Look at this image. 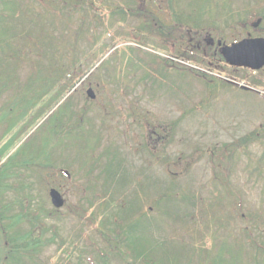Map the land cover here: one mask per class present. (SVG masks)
Instances as JSON below:
<instances>
[{"label": "rangeland", "instance_id": "374dc122", "mask_svg": "<svg viewBox=\"0 0 264 264\" xmlns=\"http://www.w3.org/2000/svg\"><path fill=\"white\" fill-rule=\"evenodd\" d=\"M43 3L49 1V0H41ZM66 1V0H65ZM97 1V8L99 9V12H92L89 10L90 17L93 19H99L98 15L106 14L109 15L112 9H108L107 6L113 7L111 4L107 3H100ZM27 3L30 5L39 6V12L44 17H49V13L46 11L45 7L40 5V0H32V1H23V0H0V10L4 11L7 15L11 14L10 9H20L22 13H19L17 15V23L14 24L17 28L16 33H23L22 31H29V30H36V33L39 31L38 27L40 25V13L38 12L37 8H34L32 10H29L26 6ZM73 5H79L77 7H69L68 10H64L63 13H61V16L64 20L69 21V30L64 32V35H61L60 32H55L56 38H66L70 37L71 31H77L79 32V29L81 28L82 32H80L77 35V42H78V48L75 49V56L78 59L74 64L68 63L66 66V69L68 71H73V74H69L67 77L68 83H75L77 80H80L83 73L89 72L88 70L92 68V60L88 59L86 62H83V49L86 50V46L84 44H89L90 39L89 35H86L83 39V0H76ZM106 7V8H104ZM25 10V11H23ZM232 10H235V5L232 6ZM211 8L207 7L204 10V13L198 12L201 16L204 14L209 15L211 13ZM98 14V15H97ZM33 17H36L35 20V29H30V26L32 25ZM50 21V20H49ZM46 21V22H49ZM125 25L128 26L127 23ZM92 31H95L98 33V35L102 34L104 32L103 27H99L95 29L92 27ZM52 35L54 33L53 25H52ZM38 34V33H37ZM233 34H227L228 36H239ZM37 37V35H34ZM54 40V39H53ZM75 41V38L70 42L69 46H73V42ZM108 42L109 39L107 40ZM230 41V40H227ZM0 42L4 46L5 51L8 53V55H12L13 51L10 47L11 42V34L4 28L0 29ZM56 42V40H54ZM141 45L148 47L145 42H139ZM135 48V54H134V60H137V57L140 55H145L147 60H155V56L147 53L146 51L150 52L151 50L148 48L140 49ZM70 58L73 59L72 54H69ZM29 58H32L34 60H37V58L29 55ZM68 57V56H67ZM199 55H194L195 61H197ZM27 60V62H23V65L20 66L16 71H18V78L19 75L21 77L22 83L25 82V80L30 76L31 74V59ZM117 60L116 62L113 61V58L106 59L105 62L101 65L100 70H103L105 68H108L110 66H114L118 64ZM7 68L8 71L12 70L10 69V66L8 63ZM202 65H208V60H205L201 63ZM136 65V64H135ZM181 65V64H180ZM119 67V66H118ZM179 72L176 75L175 72H170L171 76L169 78L168 82L164 83H157L153 86L154 92L148 91L144 94L143 84L139 85V87L136 90H129L128 93L124 94L125 98L118 95L114 90H117L119 85H123V83L119 85H114L109 83V80L112 77V70L109 72H95L91 76V80L95 79L96 77H101L107 82V86H100L97 89L95 87H92L93 91L97 95V99L95 102L89 103L88 107V113H87V119L89 120L90 124L96 129L103 126V133H104V140L100 143L99 148L95 151L94 155L95 157L98 156L105 148L113 144H117L116 150L120 152V155L122 159L124 160V163L130 162L131 157H134L132 155L133 153L128 148H131V139L132 135L134 133H139L141 130L138 126L134 125L135 119L131 116L130 113L133 110L129 103L132 100L140 99V103H138V110L140 111L142 109L149 110L151 114L155 115L157 117V120L163 122L160 124H165L167 122H175L176 119L180 118L178 124L174 127V129H170V133L172 136H174L173 141L171 142L170 148L168 150L169 156L172 157V159L177 160L179 155L189 156L190 154H195V160L202 158L201 161L192 169H190L187 172L182 173V177L178 180L175 178H168L166 174L164 173L163 169L159 167H155V169L152 170H146L144 171V174L141 176V181L146 186V191L151 196H157L159 192H164L168 188H171L172 190H175V186L179 185L182 187H188L191 194H195L196 196L201 195L202 198V204H207V202H210L211 196L209 195V182L211 180V172L209 169H212L211 162H209V156L208 154H202V153H196L194 150L199 149L200 151H206L210 148H213L215 146H219L222 143H229L233 140L238 139L241 137V135H244L245 133L252 132L256 130L259 127H264V111H259L257 108H254L250 104H254L252 101V98L245 94H236V93H229L228 86L226 85H220V90L218 96L217 94H210L212 89L208 92L206 91L205 85L206 80L208 78L206 77L204 81H201L199 79L193 80L191 75H189L187 72H183V69L181 66H179ZM200 67V66H199ZM3 68H6L4 64L1 65L0 63V73L3 71ZM178 68V67H177ZM182 68V69H181ZM134 68H131L133 70ZM64 70V69H63ZM199 72V71H198ZM131 74H139V78H142L146 75V72L144 70H141V67L137 66V72L136 71H130ZM185 77H183V75ZM196 75L199 77L200 75L197 74V72H193V75ZM153 76H156L153 74ZM20 81V79H19ZM118 84V83H117ZM88 90L87 87L81 86L79 89H77L74 93V97L72 99H67L64 102L60 104V106L53 108L52 115L49 117L51 120L47 121L40 130H46L49 128V126L52 125L55 119L61 118L62 114L69 111L70 109L76 111L79 115H82V117L85 118L86 115V98L84 94ZM156 94V95H155ZM6 97V96H5ZM5 97H2L1 99H6ZM109 99H113L112 102H109ZM206 99V101L204 100ZM53 99H47V101H51ZM129 102V103H128ZM54 102H50L47 104H41L40 109L46 110L50 107H52ZM258 105L263 106L262 103L257 102ZM73 105V106H72ZM136 111V110H135ZM187 112V113H185ZM240 113V114H238ZM39 115H26L23 116L22 119L24 120V124L31 125L32 121L38 120ZM5 119V116L3 114V111H0V122H2ZM148 120L150 122H154L152 116H148ZM73 124L78 123L77 121H73ZM164 125V126H165ZM165 129H169L166 128ZM124 133V135L122 134ZM110 134V137L108 135ZM14 140V136H11V139H9V142ZM89 146L92 147V141L94 140L93 136L88 137ZM7 145H2L1 148L5 151ZM59 149H57L58 151ZM259 152V151H258ZM257 152V153H258ZM71 155H75L72 150L70 152ZM61 154L57 153L56 157H60ZM237 167L234 168L232 172V175L228 177L227 182H230L232 185H236L238 182L244 181L247 179L245 173H247V170L244 171L245 166L241 164L235 165ZM64 168H68L67 171H75V166H73V163L70 165L64 164ZM138 167H144V163L142 165H138ZM53 177L49 179L46 177V181L44 184L40 183L37 178H35V184L31 182V185L34 187L35 193L39 195V198L37 201H41L43 203V206L47 211H52L53 208L51 206L49 197H48V191L49 186L53 182ZM60 183V192L63 195L65 199H67V208L60 211V215L64 216L67 215L73 207L77 206V195H81L80 191L78 190V187L73 185L72 182H64L55 180V184ZM101 190V188H98V192ZM33 192V191H32ZM30 192V193H32ZM122 193L127 194L129 193V189L125 188L122 190ZM90 197H92V193L89 194ZM243 195L245 197H248L247 192H243ZM122 197V195H119ZM10 198H6L2 201H8ZM91 201V200H88ZM264 202V200H263ZM88 203L84 202L83 206L87 207ZM262 205L261 197L258 193L254 194L252 197L244 200V212L249 211H255ZM264 207V204L263 206ZM69 208V209H68ZM172 208V207H168ZM97 210V209H96ZM230 211V209L228 210ZM227 211V215L229 214ZM233 211L236 214H239L240 211L238 209H233ZM263 210L260 211L261 214H263ZM109 215L106 214L105 217H108ZM103 220V219H102ZM169 222V220H167ZM240 222V221H239ZM44 225L49 227L55 228V232H49L47 234H42V232L36 231L34 234V237L41 241L46 242L50 241L53 237L54 233H57L59 237H55L52 243L47 247H42L40 252L41 261L43 264H52V262H57V264H65V259L67 254H65L66 249L68 250L71 248V244L73 242H77V250L71 259V264H79L80 260L85 259V255L82 253L83 251H92V249L84 246L83 239L81 236H83V227L80 228L78 224H75L72 221L62 220L59 222L58 220H45L43 221ZM244 225V223L240 222ZM84 224V222H83ZM87 226H89V229H85V235L88 236V238L91 241L97 242V236L95 234L96 227L91 223H86ZM203 225V224H201ZM101 228V227H100ZM30 230L29 226H17L14 227L11 231H14L17 233V235L22 236L26 235V233ZM225 231V230H223ZM221 232V237H228V233ZM14 234L13 232H11ZM213 229L212 227L207 231L205 235L202 237H199L201 240L205 241L207 246L211 248V246H214V235H213ZM237 233V229L235 231V234ZM153 231H149V240L150 242H153L154 239H152ZM155 237L158 238L159 241L164 240L160 236L159 233H155ZM62 242L65 243V248L63 251H59L60 245ZM153 244V243H152ZM179 246L176 245H169L166 255L171 256L173 254H176L175 249ZM155 247V251H156ZM81 251V252H80ZM6 253V252H5ZM76 256H78L76 258ZM157 257L158 264H164L165 262L161 258L162 256L160 253H153L151 254V257ZM215 258V256H214ZM39 260L34 261H28L22 264H39ZM92 263V262H91ZM116 263V262H114ZM113 263V264H114ZM88 264V263H85ZM233 264V260L231 258V263ZM243 264H246V258H243Z\"/></svg>", "mask_w": 264, "mask_h": 264}, {"label": "trees", "instance_id": "16d2710c", "mask_svg": "<svg viewBox=\"0 0 264 264\" xmlns=\"http://www.w3.org/2000/svg\"><path fill=\"white\" fill-rule=\"evenodd\" d=\"M5 29L9 33H12V29H13L12 24L8 22ZM41 30H43V28ZM45 33L46 32L44 30L42 35H44ZM28 37H29L28 39L30 42H28L27 40H24V42L22 43L23 44L22 48L19 50V53H21L22 55L25 51L27 52L28 49L33 46L36 49L37 60L35 61L34 59H31V62L35 66L40 67V69H45V71L43 70L36 71L35 76L33 75V78H31L28 81V83L24 86V91H22L19 95L14 96V99H50V98H54V96H56L54 99L62 98L73 87V84L68 83L67 77L69 74L74 73L73 71H68L66 69L67 65H64L65 59H66V56L64 55V46L60 47L56 52L53 53L49 50L50 45H51V40L49 39L45 40V38L42 37L41 35L35 39L30 35H28ZM37 49H39V52ZM29 54L32 55V51ZM54 57H57L58 59L60 58L58 63H55L56 61H54ZM44 60L48 61L52 66L56 64L57 67H60L58 76H56V73H55L56 77H53L51 75L52 73L50 71L52 70L51 68L48 67L49 68L48 70L45 67H42L43 63H45ZM74 61L76 62V57H74ZM30 92L33 93L32 97H28V94ZM25 110H26V107H25ZM25 114H26V111H25ZM57 122L58 121H56L54 124L56 126L54 127V130L57 133L69 132V129H76V128L65 129L63 125L58 124ZM83 136L84 134L80 136L81 140H83L84 138ZM43 143L44 144L41 147V151L39 155L36 157V160L39 162V164H41L43 160L47 157L48 145L51 143V139H45ZM33 147L34 145H32L31 147L27 146L22 149V151H24L23 161H24L25 168L30 163V159H28L27 151L29 150V148L32 149ZM234 153H235V150H232V149L230 150L228 148L222 149L221 159L229 157V154H234ZM110 154L111 153L108 152L105 155V158H107V160L109 161L111 160ZM230 159L232 160V156H230ZM98 163H99V166L102 167V164L100 163V161ZM91 170L94 171L95 168H92ZM255 172L258 173L264 181V157H261L259 159L258 164L255 166ZM4 176L5 175L1 177H4ZM0 188H2V185ZM262 262H264L263 258H262Z\"/></svg>", "mask_w": 264, "mask_h": 264}, {"label": "flooded vegetation", "instance_id": "af4514ba", "mask_svg": "<svg viewBox=\"0 0 264 264\" xmlns=\"http://www.w3.org/2000/svg\"><path fill=\"white\" fill-rule=\"evenodd\" d=\"M139 1H142V0H139ZM160 1L161 0H154L153 2H151L150 3V6H152L155 10H156V8L158 7L159 9H160V12H161V14H163V16L162 17H164L165 19H167V11H166V8H167V3H166V0H164L163 1V3H165V5H164V7H162L161 5L160 6H155V5H153V4H156V5H159L160 4ZM199 1H205V0H199ZM229 16H230V19H232V16H231V14L229 13ZM245 19H246V16H243ZM244 21V20H243ZM259 21H260V23L259 24H261V22H262V18H259ZM244 28L246 29V25L244 26ZM262 30H264V27L262 28ZM242 31V30H241ZM241 31L239 32V34L241 33ZM245 32V31H244ZM245 34H246V38L247 37H250V38H254V37H252L249 33H247V32H245ZM264 34V31H255V32H253V36H259V35H263ZM259 38H261V37H259ZM202 45L200 44V43H198L197 44V48L199 49V50H203L204 51V53H207V52H213V56H214V59L212 60V62H211V66H213L214 68H216V69H218V70H224L226 67H228V66H225V64H222L221 62H223L222 61V59H221V57L219 56V49H217L216 51H215V49H214V45H211V44H209V43H207L206 42V44H205V46H206V48H202L201 47ZM219 61V62H218ZM229 69H231L230 67H228ZM261 72H264V70L263 71H261ZM258 79H260V80H263L264 79V73H262V74H260V76H258Z\"/></svg>", "mask_w": 264, "mask_h": 264}, {"label": "water", "instance_id": "95a60500", "mask_svg": "<svg viewBox=\"0 0 264 264\" xmlns=\"http://www.w3.org/2000/svg\"><path fill=\"white\" fill-rule=\"evenodd\" d=\"M251 45H255V46H251ZM261 45H263L262 43H256V44H250V43H245L244 45H242V47L241 48H243V47H248V49L249 50H251L252 48H254V49H258V52H259V57H262L261 56V53L263 52V48L261 47ZM260 46V47H259ZM247 62V61H246Z\"/></svg>", "mask_w": 264, "mask_h": 264}]
</instances>
